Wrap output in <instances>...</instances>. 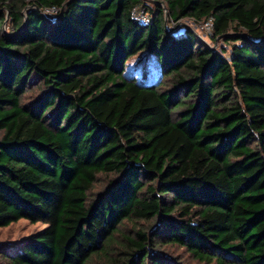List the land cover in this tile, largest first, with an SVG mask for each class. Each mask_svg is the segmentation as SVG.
<instances>
[{
    "label": "trees",
    "instance_id": "trees-1",
    "mask_svg": "<svg viewBox=\"0 0 264 264\" xmlns=\"http://www.w3.org/2000/svg\"><path fill=\"white\" fill-rule=\"evenodd\" d=\"M141 3L0 0V264H264V0Z\"/></svg>",
    "mask_w": 264,
    "mask_h": 264
},
{
    "label": "rangeland",
    "instance_id": "rangeland-1",
    "mask_svg": "<svg viewBox=\"0 0 264 264\" xmlns=\"http://www.w3.org/2000/svg\"><path fill=\"white\" fill-rule=\"evenodd\" d=\"M146 2L148 4L151 3V0H146ZM151 6V5H150ZM30 9H36L35 6H30ZM27 17V15H26ZM206 20L204 21H197L194 20L193 18H182L179 21H173L171 22V19L168 16V29H171V33L176 31L177 29L183 30L185 29V27H189L190 29H192L193 31L196 32V34L198 35V37L205 43H207L209 46L213 47L214 49L221 51L223 49L226 50V55L229 56V54H231V46L230 44L226 43V40L224 39V37H218V38H213L214 37V33L213 31L210 32L205 26ZM5 28L7 30L8 33L12 32V27H8L5 24ZM246 35V34H244ZM133 62V61H132ZM105 178L102 177L99 179V181L97 182V188L95 187L94 191H97L99 189H101L104 185H105ZM149 223H145L144 225H148ZM47 224L39 221V222H31L27 219H20L16 222L11 223L8 226L5 227H0V245H4L6 247H17L18 245H20L22 243V241L27 238L28 236H30L31 234L43 229L44 227H46ZM167 254L171 255L172 251H170V248H167L164 250ZM179 254L182 259L183 262L185 264H198L197 261L189 259L188 255L185 251H183L182 249L177 250L176 254Z\"/></svg>",
    "mask_w": 264,
    "mask_h": 264
},
{
    "label": "built area",
    "instance_id": "built-area-1",
    "mask_svg": "<svg viewBox=\"0 0 264 264\" xmlns=\"http://www.w3.org/2000/svg\"><path fill=\"white\" fill-rule=\"evenodd\" d=\"M40 11L48 20L56 21L57 18H59V16H60L61 9L58 6H51V7H46L44 9H40ZM165 12H166V24H167V29H168V16H169V14H168L167 9H165ZM131 14L140 23H144V24H148L152 18V15L149 12L148 3L146 2V0H143V3L134 6L131 10ZM170 19H171V22L174 21L172 18H170ZM177 21H179V20H177ZM204 26L210 32H212L214 30L212 18H209L208 20H206ZM168 31L171 32V29H168ZM179 31H180V29H177L176 31H174L172 33L176 34Z\"/></svg>",
    "mask_w": 264,
    "mask_h": 264
},
{
    "label": "water",
    "instance_id": "water-1",
    "mask_svg": "<svg viewBox=\"0 0 264 264\" xmlns=\"http://www.w3.org/2000/svg\"><path fill=\"white\" fill-rule=\"evenodd\" d=\"M29 10H30V6H29V7H27V9L24 11V14H25V15H27V14H28V12H29ZM26 21H27V20H25L24 24H26ZM245 36H246V35H245Z\"/></svg>",
    "mask_w": 264,
    "mask_h": 264
},
{
    "label": "clouds",
    "instance_id": "clouds-1",
    "mask_svg": "<svg viewBox=\"0 0 264 264\" xmlns=\"http://www.w3.org/2000/svg\"><path fill=\"white\" fill-rule=\"evenodd\" d=\"M35 7H36V6H35ZM36 8H37L39 11H40V9H41V8H38V7H36Z\"/></svg>",
    "mask_w": 264,
    "mask_h": 264
}]
</instances>
